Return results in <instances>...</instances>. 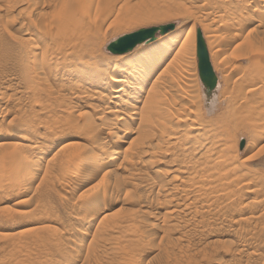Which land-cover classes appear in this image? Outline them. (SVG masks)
<instances>
[{
	"label": "rangeland",
	"instance_id": "rangeland-1",
	"mask_svg": "<svg viewBox=\"0 0 264 264\" xmlns=\"http://www.w3.org/2000/svg\"><path fill=\"white\" fill-rule=\"evenodd\" d=\"M36 1L37 4L34 6L33 3ZM231 1V6L224 8L219 3L205 0H71L75 12H79L80 5L84 7L88 5L87 7H89L88 16L85 18L87 26L80 30L74 26L73 16L66 20L57 14L55 9L56 0H47L44 5L38 0H32L30 3H27L28 0H0V142L3 140H17L18 138V141L27 144L28 147L27 145L24 146L27 150L22 147L24 151L21 153L26 152L28 159L34 161L35 165L33 166L36 168V170L33 168L35 172H32V175L30 174L31 177L28 183L25 186L19 185V177L12 176L14 161L11 162L13 160L11 155L18 152L8 149L7 146H0V179L7 181V184H3L0 188V264L2 262H4L2 264H264V113L257 115L255 110L251 108V105L257 103V100L264 103V24L257 25V22H254L245 25L244 22L242 27L244 26L243 28H248L250 31L243 29L239 36L234 37L235 39L233 36L232 39L229 38L228 36L231 35L229 33L239 32L235 29L231 30L232 23L235 24L237 18V8L234 7L236 0ZM206 2L208 4H205ZM111 3L113 4L112 9L109 6ZM28 4H30V7L27 6ZM223 5L228 6V2L223 3ZM163 10L167 12L164 13ZM207 10L217 14L228 11L229 22L226 27H221L220 21L212 24L209 18H202V12ZM160 12L164 14L171 13L160 17L158 16ZM136 17L142 19L126 27H116L118 22ZM248 20L249 18L246 19L247 23ZM167 23H174L172 32L156 33L155 40L162 39L175 32H179L181 37L183 35L182 31L190 29L191 26L195 27V31L200 28L205 40H207L209 33H221V35L227 33V39L225 35L222 36L224 38L220 37L218 43L213 42L210 47L208 43L206 44L218 82L212 94L219 95L221 98V101H217L218 104H221L218 111L211 118H205L201 115L199 99L203 83L199 77L196 50L193 55L188 54L185 55V58H176V67L172 71L176 80L172 85L171 83L169 85L175 87L180 84L183 87V92L179 93L171 90L169 95H166L168 100L165 107L170 111L172 117L182 115L184 128L174 138H162L163 143L158 140L161 142L159 143L161 148H163L162 153L153 145L150 148L144 147L148 149L142 158L146 162L135 164L136 166H133L135 169L129 168V170H126L125 160L119 159L106 169L109 172L103 170L97 178L77 187L74 170L69 168L71 170L67 173L69 170L66 169L67 166H64L67 163H64L70 155L75 156L76 160L82 157L83 151L89 145L86 136L76 131L68 135L61 133L52 135L46 132L42 126L38 127L39 130L34 128L35 130L28 129V131L23 126L27 122L31 108L27 79L31 75L29 67L34 58L29 52H26L25 40L21 39H26L25 33L28 32V29L40 30L48 34L57 30V27L66 26L67 34L82 40L85 33L93 32V29L97 28L99 32L95 41L103 44L104 54L114 55L113 57H115L120 54L111 53L107 49V45L117 37L139 28ZM219 24L220 26H218ZM184 25H186L185 28ZM209 25L212 26V29L209 28ZM19 30L21 32L24 30V35L23 33L20 34ZM13 34L17 37L14 38ZM20 37L23 42L18 39ZM180 37L179 39H181ZM223 42L227 45L216 57H213L211 55L213 50L218 45H224ZM147 45L145 42L140 43L129 52L135 51L140 46L144 49ZM175 51V48L172 49L169 58L173 56ZM169 58H166L151 76L143 78L145 83L142 85L141 91H138L135 86H126L129 94L125 100H129V102L133 100L131 104H133L134 110L142 111L145 109L144 99L148 94L147 91H149V83L160 73L161 68ZM233 63H241L242 68L232 71L231 66ZM245 83L246 85H243ZM166 84L168 85L167 82L161 81L160 87H167ZM238 85H242L243 88L241 86L239 88ZM67 86H64L60 91L66 93L68 91ZM39 87L45 88L46 86L41 84ZM133 88L138 93L135 94ZM249 88H254V90L247 92ZM173 99L186 106L179 107L178 103L174 104ZM97 100L94 97L86 99L91 107L83 106L84 108L81 107V109L87 110L89 116L92 114L94 122L96 121L95 123L98 122L99 124L101 123V117L92 109L93 104L99 103ZM155 108L160 109L154 111L153 120L160 119L165 115L162 107L156 106ZM241 108L243 110L238 118L229 117L231 112H238ZM23 115L26 118V122L24 119L25 123L21 120ZM138 117L140 118L141 115L138 114ZM127 118L128 116L124 118V122L116 124L114 134L108 135L105 132L101 134V137L109 141L108 149L110 151L114 148L116 136L121 135L126 129H131L130 127L141 120L139 118ZM191 119H196V124L189 126ZM229 119L234 122H228V124L226 121H229ZM223 122L227 124L223 125L224 128L228 127L230 133L224 136L225 133L222 134L219 131L216 138L220 141V137L224 136L219 145L221 144L227 149L229 147L225 144L228 143L227 145L233 146L236 143V148L233 146L232 151L228 150L226 152V149L224 151L220 149V152L219 149H216L209 152V155L205 154L207 157L204 155L205 157L200 158L199 150H196L197 152L193 150L194 153L193 151L190 152L192 149L189 148L187 151L183 149L184 146H181L184 144H181L177 139L181 137L182 133H186L189 137L184 136L183 140H192L191 134L198 132L202 136L199 141L207 142L211 138L214 128L217 127L216 124L221 126ZM169 124H171L170 119ZM259 130H263V133H259ZM154 131L157 132L156 135H160L158 129ZM225 131L223 129V132ZM24 132L26 133L23 134ZM163 139L167 142L165 143ZM242 139H244V145L240 148ZM66 140L72 142L71 146H67L66 150H60ZM124 144V146H128L126 147L127 150H130L129 154L127 152V157L131 155L130 153L139 152L141 149V145H136L137 143ZM181 148L183 153L185 152L186 158ZM152 150L155 151H153L155 154L152 153ZM149 151L154 154L155 158ZM190 153L193 155L191 156ZM212 153L214 155L222 153L225 157L220 155L223 157L220 159L217 154L218 157L214 156V158L210 156ZM78 154L81 155L78 156ZM181 155L183 156L181 157ZM54 156L58 158H54ZM178 157L179 161L177 160ZM149 160L155 166H152ZM183 160L185 162H182ZM205 160L210 161L204 163ZM221 160L224 161L221 163ZM54 161L58 164H55ZM216 161L225 166L222 167L219 164L218 169H223L221 170L223 172L216 170V173L219 172L218 174H214L215 171L213 170H209L210 172L207 170L211 166L218 165ZM232 161L234 164L231 163ZM178 163L179 165H177ZM200 163H203L204 166ZM11 166L12 170L9 168ZM149 166H152V168ZM177 166L181 167L177 168ZM191 166L194 167L190 169ZM203 167H206V171ZM179 168H181V171L178 170ZM233 168H237L235 172L232 170ZM104 172L106 173L104 174ZM207 172L209 175L210 173L214 175L212 174L210 178ZM201 173H204V175ZM225 173L229 177L226 178ZM191 174H194V176L196 174L195 177L200 181V183L197 181L199 184L193 185L196 182L193 180L196 179L191 178L193 176ZM200 174L202 178H209L202 179L209 181L208 188H203L206 183L204 184V181L200 180ZM205 174L207 175L205 176ZM7 178H11L13 181L8 182L9 179ZM215 178L216 180H214ZM219 178H223V181ZM210 181L213 183L211 184ZM192 182L194 183L191 184ZM216 184L217 188L213 189L212 187ZM104 185L110 186V189L108 188L109 193L108 190L106 191L107 195L102 189ZM113 185L117 187V190L112 191L115 188ZM195 186L199 187L201 191L196 192V189L199 188ZM182 187H186V190L184 191ZM240 187L241 189H239ZM193 191L195 192L193 193ZM212 191L217 193L215 194ZM234 191L236 192L234 193ZM209 193L211 198L207 196ZM206 196L207 200L205 199ZM86 197L88 201H86ZM88 197L92 198L88 199ZM97 204V209L102 206L99 209L102 212L95 217L94 210ZM142 204H146V206ZM79 206H82V208L79 209ZM94 206L95 209L93 210ZM141 206L145 210L147 208L150 210L144 212ZM88 209L92 210H90L92 214L90 212L86 215ZM31 210L34 213H30ZM83 211L85 214L81 213ZM103 214H106L110 223L118 222L119 226L126 225L128 228L131 225L130 229L134 226L136 228L131 231L129 228L128 230L121 226L126 229V232L122 228V230L117 228L110 230L112 227L110 226L107 229H99L100 231L95 235V227ZM81 215L83 219L84 215L87 216V220L84 219L86 221L80 222L78 219L82 218ZM89 215L91 216L89 217ZM113 229L117 230L113 232ZM121 231L123 234H121ZM36 235H50L49 237L52 236L51 239H55L56 236L58 238L50 242L45 240V243H42L43 246L42 244L38 246L35 245L38 243L33 241ZM60 236H63V238ZM250 236L256 241L252 250L256 249L254 251L258 252V255H247L248 253L239 252V241ZM64 237L73 241L69 240L70 242H67ZM57 239L61 240L60 245L56 244ZM102 243L114 244L117 249L111 250L109 253L101 252L99 245ZM17 247L19 250H17Z\"/></svg>",
	"mask_w": 264,
	"mask_h": 264
},
{
	"label": "bare ground",
	"instance_id": "bare-ground-1",
	"mask_svg": "<svg viewBox=\"0 0 264 264\" xmlns=\"http://www.w3.org/2000/svg\"><path fill=\"white\" fill-rule=\"evenodd\" d=\"M31 1L28 0L27 3H30ZM38 1L40 2L41 0H38ZM42 1L40 3H42ZM46 1L47 0L43 1L42 4L43 5L46 4L47 3ZM205 1L214 2L216 4L219 3V5H221L222 7L224 6V8H229V6H231V4H232L231 0H209V1L205 0ZM207 2L205 4H208ZM225 2H228V6L223 5V3H225ZM36 4H37V1L33 3L34 6ZM27 6L30 7V4H28ZM87 6L84 7L83 5L82 6L80 5L81 9L79 10V12H75V9H74L73 4L71 3V0H56L55 9H56L57 14L59 16H62L66 20H68L69 18H71L73 16L74 17L73 18L74 26L76 28L82 30L84 27L86 28V26H87V24L85 22V18L88 16V11H89V7H87ZM109 6H110V9H112L113 4L111 3ZM234 7L237 8V18L235 20L236 21L235 24H233L234 22L232 23V27H231L232 29L231 30L235 29L239 32L234 33V31H233L234 34L232 32L229 33V34H231L230 36H228L229 38L232 39V36H233V38L234 37L236 38V36H239L242 33L243 29L245 31L249 30L248 28H243L244 26L242 27V24H244V22H245V25H250V24H253L254 22H257V25H263L264 24V0H247V1L246 0H236V4ZM163 11H165V10H163ZM163 11H161V12H163ZM161 12H160V14H158V16H160V17H162L164 15L167 16L168 14L171 13V12H168L167 14H164L167 11H165L164 13H161ZM227 12L228 11H225L223 14H217V13L212 12L211 10H209V11L207 10L206 12H202V18H204V19L209 18L211 20L212 24L214 22H217V21L219 23V21H220L221 27L225 28L226 24L229 22V15L227 14ZM247 18H249L248 23L246 22ZM139 19H142V18L136 17V18H130V19L122 20L116 24V27L117 28L118 27H126L127 25H131V24L135 23ZM199 20H200V18H199ZM220 24L218 26H220ZM19 27L21 28V26H19ZM183 27L185 28L186 25H184ZM211 27L212 26H210L209 28H211ZM172 29H174V26L172 28H169L164 33H160L159 31H157L156 33L165 34L168 31L172 32ZM19 31H20V34L24 32V30H22L23 32H21V30H19ZM98 32H99L98 29L94 28L93 32L85 33L82 36V40H79L77 37H75V36L73 37V35L67 34L66 26H62V27H57V30L52 31L48 34L43 33L40 30L28 29V32L25 33L26 39L25 38L21 39V37L18 38L19 40L20 39L25 40L24 46H25V49L27 50L26 52H29L34 58L32 64L29 67V70H30L29 73L31 72V75H29V77L27 79L28 84H29L28 88L30 89L29 90L30 94L29 93L28 94L30 95L29 101H31V105H30L31 108L29 110V116L27 117L25 114V116L28 118L27 122H26V118L24 115H23L24 118H23V116L21 117V120H23V122H24V119H25V122H26V124H24L23 126L27 129V131H28V129L35 130L38 127L42 126L46 132H48L52 135H55L57 133L68 135L69 133L76 131V132L82 133L86 136V139L89 142V145L86 148V150L83 151L82 157L79 160H76L75 156L70 155L67 158V161L65 158L66 162L64 163V164L67 163L66 165H64V166H67L66 169L69 170L67 173H69L71 169L74 170L75 180H76L75 182L77 184V187L85 184L88 181L90 182V180L97 178L98 175L103 170H106L108 167L113 165L119 159L125 160V164L127 165L125 167L126 170L127 169L129 170V168L135 169V167H133L135 164H139V163H142L144 161L146 162V160H144V161L142 160V158L144 157V154H146V152L148 150V149H145L144 147L150 148V146L153 145V146L157 147V149H158V151H160V153H162L163 148H161V145L159 144L162 142V138H166V139L174 138V136L177 133H179L180 130H182L184 128L183 124H182L184 121L182 115L176 116L174 114L175 117H172L170 111L165 107L166 101L168 100V96L166 97V95L167 94L169 95L171 90H174V91L179 92V93L183 92L182 85L178 84V86H175V87L171 86L173 84V82L176 80L174 75H173V72H172L173 69L176 67V65H175L177 62L176 58H181V57L185 58L188 54L193 55V54H195V50L197 48V33L195 31V27L191 26L190 29H186V30L182 31L183 35H181V37H180L179 32H175V33H172L170 35H167L166 37H164L162 39H159V40L156 39L155 40V38H156V33H155V36L147 37L144 40H142L136 44V45H138L140 43L145 42L148 45L144 49L142 48V46H143L142 45V46L138 47V49H136L135 51L129 52L130 51L129 50V51L122 52V53H114V54H120V55L113 57L114 55L111 56L108 54H104L103 48H102L103 44H101L98 41H95V38H97L96 35L98 34ZM219 34L221 35V33H219ZM219 34L218 33H209L207 35V40L204 39L205 44L208 43V45L210 47V46H212L213 42L218 43L219 42L218 40L220 39V37L224 38L222 36H225L227 33L224 35L222 32L223 35H221V36ZM23 35H24V33H23ZM202 35H203V32H202ZM13 37L16 38L17 36L14 35ZM179 37L181 39H179ZM203 38H204V35H203ZM225 38L227 39V35L225 36ZM224 41H225V39H224ZM21 42H23V41H21ZM225 45H227V44L224 43V45L216 46V48L213 50L211 55H213V57H216L217 54L219 52H221L223 47H225ZM174 48L176 49V51L173 54V56H171L169 58L170 52ZM226 48H227V46H226ZM166 58H169V59L165 63V65L161 68L160 73L155 77V79L153 81H150V83H149L150 84L149 85L150 86L149 91H147L148 94L146 93L147 99L146 98L144 99V108L145 109L142 111L134 110L133 104H131V102L133 100L131 102H129V100L128 101L125 100L127 98L126 96L129 94L128 87H126V86H135V88H137L138 91L139 90L141 91L142 85L145 83V81H143V78H145V77L147 78V77L151 76L152 73L155 71V69L158 66H160V64L162 62H164L166 60ZM210 61H211V58H210ZM240 68H242L241 63H233L231 66L232 71L238 70ZM32 73H34V74H32ZM254 77H256V76H254ZM161 81L167 82L168 83V85L166 84L167 87L161 88L160 87ZM248 82H249V80H248ZM170 83H171V85H169ZM41 84H44L46 87L45 88L39 87V85H41ZM243 85H246V83ZM64 86H67L68 91L66 93H62L60 91V90H62V88ZM240 86L243 88L242 85H240ZM240 86H239V88H240ZM216 87H217V85H216ZM253 90H254V88H249L247 92H252ZM133 91L135 92V89ZM213 92H214V90H213ZM136 93H138V92H135V94ZM91 97L92 98L94 97V99L96 98V100L99 99V100H97L99 103L93 104L94 108L92 107L93 111L98 113L99 114L98 116L101 117V119H100L101 123H99V124H98V122L95 123L96 121L94 122V117L92 114H91L92 116L91 115L89 116L87 114L88 113L87 110L81 109V107H83V106L84 107H91V104L86 102V99H92ZM175 100L173 99L174 104L178 103L177 105H179V107L184 105L183 103H179L178 101H175ZM156 106L162 107V109L165 111V115L160 117V119L153 120L152 117H153L154 111L160 109V108H155ZM184 106H186V105H184ZM251 106H252L251 107L252 110H255V114L260 115L261 113H264V103L261 100L260 101L257 100V103L255 102V104L251 105ZM242 110H243V108L238 110V112L237 111H234L233 113L231 112V115L229 117H232L233 119L238 118V116H240V112ZM138 114L141 115L140 118L138 117ZM194 114H197V113H194ZM108 115H109V117H107ZM126 116H128V118H130V119L138 117L141 120L136 125H133L132 127H130L131 129L124 130L121 135L118 134L114 140V144H115L114 148L110 151V149H108V146H109L108 142L109 141H107L106 139L101 137V134L103 132H105L108 135L114 134L115 133L114 128L116 127V124L118 125V123L124 122V120H125L124 118ZM169 119H170L171 124H169ZM195 120L191 119L189 126L196 124ZM232 121L229 119V121H226V122L228 123V122H232ZM223 123H221V126H220V124H216L217 127L215 126L216 128H214V130L210 136L211 138L207 142H200L199 141V139L202 138V136L198 132L197 133L194 132L191 134V138H193L192 140L191 139L183 140L184 136L189 137L186 133H182L181 137H179L177 139L181 144H184V145H181V146H184L183 149H186L188 151V149L190 148V149H192V150H190V152L193 150H195V151L199 150L200 158L203 157L205 154L207 155L209 152L214 151L216 149H219V150L222 149L223 151L226 149L227 150L226 152H228V150L232 151L234 147L236 148V146H235L236 143L233 145L234 147L227 145L228 143L225 144L226 146L229 147V149H227V147L222 146L221 144L219 145L221 139L224 136L229 135L227 133H230L229 130L227 129L228 127L224 128V126H223V125H227V124H225V122H223ZM218 126H220V127H218ZM262 127H263V125H262ZM39 129L40 128H38V130ZM155 129H158L160 131V135H156L157 132L154 131ZM223 129H224V131L226 129V131L223 132ZM219 131H221L222 134L223 133L226 134V135L224 134V136L222 138L220 137V141L216 138V135H217V133H219ZM262 131H260L259 133H261ZM25 133L26 132H24L23 134H25ZM26 136H27V134H26ZM78 136H79V138H81L80 135H78ZM165 136H167V137H165ZM22 138H25V137H22ZM207 138H209V137H207ZM215 138H216V140H215ZM232 138H233V136H232ZM4 139H6V138H4ZM158 140H161V142H159ZM189 140H191V141H189ZM163 141H165V143L167 142V140H164V139H163ZM233 141H234V139H233ZM122 143L123 144L124 143L131 144V145H132V143H134V144L137 143L136 145H141V149L139 150V152L136 151V152L130 153L131 155L130 156L128 155L129 157H127V152L129 154L130 150L129 149L127 150L126 147H128V146H124L125 144L123 145ZM71 144H72L71 141L66 140V142L63 143L62 146L60 147V150H64V149L66 150V148H68L69 145L71 146ZM26 145L27 144L21 143L20 141H18V138H17V140H15V139L9 140V141L3 140L0 142V146H2V147L7 146L8 149L18 152L17 154L11 155L12 157L9 156L13 159V160L10 159L11 162L14 161L13 162V168H12V166L9 168L13 169V170L11 169L12 174H13L12 176H15V177L18 176L19 177L18 178V184L23 185V186H25L28 183V181L30 180V177H31L30 174L32 175V172H35L34 169L36 170V168L33 166V165H35L34 161H31L30 159H28V156L25 154L26 152L23 154L21 153L24 151L23 148H25L24 146H26ZM27 147H28V145H27ZM138 148H140V147H138ZM143 148L145 149V151L143 150ZM240 148H242V147H240ZM25 149L27 150V148H25ZM133 149H134V147L132 148V150ZM153 149H154V147H153ZM183 149L181 150L182 153H183ZM153 151L154 150H152V153L155 152V151L154 152ZM234 151H236V150H234ZM157 152H156V154L159 153V152L158 153ZM220 152H221V150H220ZM218 153H219V151H218ZM223 153L225 154V152H223ZM154 154H152V156ZM193 154H191V156ZM217 154L214 155V153H212L213 156L211 154H210V156L211 157L215 156L217 158L218 155L219 156L224 155L222 153L218 154V155ZM58 155H59V153H58ZM79 155H81V154H78V156ZM183 155L186 158L185 152L183 153ZM183 155H181V157ZM225 155L223 157H225ZM64 156H66V155H64ZM228 156H230V155H228ZM231 156H233V155H231ZM55 157L56 156H54V158ZM179 157H180V155H179ZM179 157L177 158V160L179 159ZM223 157L220 156V159ZM56 158H58V157H56ZM175 158H176V156H175ZM233 158L235 159V157H233ZM197 159H199V158H197ZM194 160L196 161V159H194ZM210 160H205L203 162L205 163L206 161H210ZM189 161H191V160H189ZM223 161L221 160V163ZM54 162H53V164H54ZM150 162H151V165L153 166L154 163L152 161H150ZM158 162H159V160H158ZM182 162H185V161L183 160ZM192 163H193V161H192ZM195 163H197V162H195ZM216 163H217V161H216ZM221 163L218 162L217 163L218 165L211 166V167L207 168V170L208 171L213 170V171H215L214 172V174H215L216 170H219L218 167H219V164L221 165ZM231 163H233V161ZM55 164H58V163L55 162ZM177 165H179V163ZM119 166H121V165H119ZM152 166H149V167L152 168ZM186 166H187V164H186ZM194 166H191L190 169H192V167H194ZM202 166H204V164ZM221 166L225 167L223 165H221ZM178 167H181V166H177V168ZM206 167H208V166H206ZM9 168H7V169H9ZM69 168H71V169H69ZM177 168L175 167V169H177ZM184 168H186V167H184ZM187 168H189V166H187ZM205 168L203 167L204 170H205ZM66 169H65V172H66ZM180 169L181 168H179L178 170H180ZM203 169H201V170H203ZM235 169H237V168H233L232 170H234V172H235ZM3 170H4V168H3ZM221 170H223V169H221ZM221 170H219V171L223 172ZM106 172H109V171L106 170ZM106 172H104V174ZM204 173H206V172H204ZM204 173H201V174L204 175ZM218 173H216V174H218ZM201 174H200L199 178L201 177L200 180L203 182L204 181V180H202L203 178L204 179H206L208 177L211 178V175L213 173H210V175H209L207 172V174L209 176L203 177V178H202ZM207 174H205V176ZM191 175H193V176H191V178L193 177V179H196V177H195L196 174H195V176H194V174H191ZM220 176H218V177H220ZM223 176H224V174H223ZM225 177L226 178L229 177L228 174L226 176V173H225ZM1 178H2V176H1ZM3 178H5V177H3ZM173 178H176V177H173ZM216 178L214 180H216ZM7 179H9V178H7ZM219 179H218V181H219ZM222 179L223 178H221L220 180H222ZM192 180H190V181H192ZM3 181H5V180L0 179V188L2 187L3 184H7V181H5V182H3ZM12 181H13V179L10 178L8 182H12ZM193 181H196L195 184H193L194 182L191 183L193 185L200 183V181L197 179L193 180ZM197 181L199 183H197ZM208 182H207V180L203 182L204 184L206 183L203 186V188H208V185H207ZM214 182H216V181H214ZM210 183L212 184L213 182L210 181ZM210 183H209V185H210ZM111 185H112V183H111ZM216 186H217V184L212 188L216 189L217 188ZM103 187H104V188H102L103 192H105V194L107 195L109 193L110 186L108 187L107 185H104ZM113 187H115V186L113 185ZM159 187H161V186L159 185ZM182 188H184V191L186 190L185 189L186 187H182ZM196 188H199V187H196ZM210 188H211V185H210ZM160 189H162V187ZM172 189H174V188H172ZM223 189H224V187H223ZM239 189H241V187ZM107 190H108V193L106 192ZM113 190H117V187L113 188L112 191ZM198 190L201 191L199 188V189H196V192H198ZM204 191H206V190H204ZM214 191L219 192L220 188H219V191L218 190H214ZM214 191H212V192L215 193ZM248 191H250V190H248ZM194 192L195 191H193V193ZM208 192H209V189H208ZM208 192L206 191V193H208ZM235 192L236 191H234V193ZM237 193H239V192H237ZM187 195H188V193H187ZM200 195H202V194H200ZM200 195L198 196L199 199L201 198ZM233 195H235V194H233ZM207 196H209L211 198L210 193ZM207 196L205 198L206 200H207ZM227 196H230V195L228 194ZM202 197H203V195H202ZM90 198H92V197H90ZM90 198L88 197V199H90ZM95 198L93 199V201L95 200ZM183 198L185 199V197H183ZM86 201H88L87 197H86ZM195 201H197V200H195ZM212 202H213V200H212ZM258 203H259V201H258ZM102 204H104V203H102ZM176 204H178V203H176ZM85 205H87V204H85ZM142 205L146 206V204H142ZM92 206H93V204H92ZM95 206H96V209H95ZM95 206H94V208H92V207L91 208L93 210L95 209L94 210V214H95L94 216L96 217V215H98L99 213L102 212L101 210H99L102 206L100 208L98 207L99 209H97L98 204ZM143 206H141L142 209H143ZM149 207H150V205H149ZM78 208L81 209L82 206H79ZM90 210L91 209L87 210L86 215L92 211V210L91 211ZM143 210L145 212L146 210L148 211L150 209L147 208L145 210V208H144ZM32 212L34 213L33 210L30 211V213H32ZM81 213L85 214L84 211ZM91 214H92V212H91ZM82 215L80 216L82 218L78 219V220H80V222H84L87 220L86 219L87 216L85 217V215H84V219H86V220H84ZM90 216L91 215H89V217ZM89 217H88V219H89ZM117 223H110L107 219L106 214H103L101 216L100 220L98 221L96 227H95V231H94L95 233L94 234L96 235L100 231L99 229H104V228L107 229L110 226H112L110 230H112V228H117L119 230L124 229L126 231V229L131 228V225H129L127 228L126 225L120 224L122 227L124 226L126 229L122 228L121 226L118 225L119 223L118 224ZM133 223H134V221H133ZM133 223H132V225L134 226ZM135 228L136 227L134 226V228H132L130 230L134 231ZM117 229H113V232H115ZM126 232H124V233H126ZM118 233H119V231H118ZM121 234H123V232ZM49 236L48 235L47 236H44V235H38L37 236L36 235V237L33 241H34V243H38L35 245L39 246V244L45 243V240H46V242H50V241H54L56 238H58L56 236L55 239H51L52 236L51 237H49ZM74 236H75V234H74ZM61 238H63V236ZM64 240H66L67 242L73 241V240H70L69 238L65 239V237H64ZM57 241L58 242H56V244L60 245L61 240L57 239ZM255 242L256 241L252 236L245 237L244 239H241L239 241V244H238V248L240 249L239 252L248 253L247 255H249V254L258 255L257 254L258 252L256 253V251H254L256 249L252 250V247L255 245ZM43 245L44 244H42V246ZM20 248H22V247H20ZM114 249H117V246L114 244L102 243L99 245V250L101 252L109 253L111 250H114ZM17 250H19L18 247H17ZM10 255H12V254L10 253ZM2 263H4V262H2Z\"/></svg>",
	"mask_w": 264,
	"mask_h": 264
},
{
	"label": "water",
	"instance_id": "water-1",
	"mask_svg": "<svg viewBox=\"0 0 264 264\" xmlns=\"http://www.w3.org/2000/svg\"><path fill=\"white\" fill-rule=\"evenodd\" d=\"M174 23L161 24L150 27L139 28L135 31L123 34L117 37L115 40L111 41L107 45V49L112 53H122L131 50L137 43L144 40L147 37L155 36V33L159 31L160 33L166 32L169 28H172ZM197 48L196 55L198 60V71L199 77L204 86H206V91L211 93L216 88L217 77L214 72L213 66L210 61V55L208 48L205 44L202 31L197 28ZM244 139L240 142V147H243Z\"/></svg>",
	"mask_w": 264,
	"mask_h": 264
},
{
	"label": "clouds",
	"instance_id": "clouds-1",
	"mask_svg": "<svg viewBox=\"0 0 264 264\" xmlns=\"http://www.w3.org/2000/svg\"><path fill=\"white\" fill-rule=\"evenodd\" d=\"M221 101L219 95H213L206 91V86L201 85L199 103L201 105V115L205 118L213 117L218 111L221 104L217 101Z\"/></svg>",
	"mask_w": 264,
	"mask_h": 264
}]
</instances>
